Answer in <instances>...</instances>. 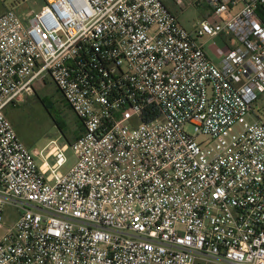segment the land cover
<instances>
[{"label": "built area", "instance_id": "built-area-1", "mask_svg": "<svg viewBox=\"0 0 264 264\" xmlns=\"http://www.w3.org/2000/svg\"><path fill=\"white\" fill-rule=\"evenodd\" d=\"M167 1L207 13L189 31ZM202 38L223 40L217 61ZM47 78L84 132L35 152L6 109ZM263 94L264 0L6 11L0 264H264Z\"/></svg>", "mask_w": 264, "mask_h": 264}, {"label": "rangeland", "instance_id": "rangeland-1", "mask_svg": "<svg viewBox=\"0 0 264 264\" xmlns=\"http://www.w3.org/2000/svg\"><path fill=\"white\" fill-rule=\"evenodd\" d=\"M46 3L47 0H25L22 2H19V0H0V11L2 9L9 10L14 8L19 14H27L31 11H40ZM166 3L179 15L181 23L189 31H192L194 25L202 19V13L205 11L203 10L205 9L204 6L202 8L188 6L182 11L173 3L169 1ZM199 41L205 43L207 38H202ZM210 46L211 43L209 42L206 46L207 52L210 57H214L215 54L212 53V47ZM42 99H47V102L51 103V112L44 106L41 101ZM254 111L256 116L264 121V94L255 104ZM6 113L9 120L13 123L19 139L35 152H38L51 140L55 139H58L62 144H69L63 135H61L55 124V120L65 121L72 128L73 113L51 80L36 82L34 94L28 97L26 102L17 107L9 106ZM72 137L73 135H71V140ZM67 156L69 164L63 169L64 172L68 171L76 163V157L71 148L68 149ZM50 163L53 164V160H50ZM7 221L10 223L9 220Z\"/></svg>", "mask_w": 264, "mask_h": 264}, {"label": "crops", "instance_id": "crops-1", "mask_svg": "<svg viewBox=\"0 0 264 264\" xmlns=\"http://www.w3.org/2000/svg\"><path fill=\"white\" fill-rule=\"evenodd\" d=\"M205 9H203V10H205L203 13H202V17L201 18H204V16H205V14L207 13V8H206V6L204 7ZM10 10V9H9ZM173 10V9H172ZM202 10V9H201ZM6 11H8V9H2L1 11H0V16L2 15V14H4ZM177 14V13H176ZM216 40H218V42H216ZM211 43V46L210 47H212V49H211V51H212V53L213 54H215L214 55V57H212L211 56V58H213L215 61H217L218 60V56L220 55V53L222 54L223 53V40L222 39H214V40H210V39H208L207 38V41L204 43L205 44V48H206V50H207V44L208 43ZM214 44H217L218 46H220L221 47V49H216L215 47H214ZM209 54V53H208ZM48 80H50L49 78H47L46 80H45V82H47ZM6 111H7V109H6ZM72 111V110H71ZM73 113V112H72ZM6 115H7V113H6ZM74 113H73V120H72V122H73V126H72V128L71 129H73V130H75V131H77L78 132V136H81L82 134H83V132H84V128H83V125H82V123L81 122H76V120L74 119ZM77 118V117H76ZM74 140H76V137L75 136H73L72 137V140H71V142H73ZM45 147V146H44Z\"/></svg>", "mask_w": 264, "mask_h": 264}, {"label": "trees", "instance_id": "trees-1", "mask_svg": "<svg viewBox=\"0 0 264 264\" xmlns=\"http://www.w3.org/2000/svg\"><path fill=\"white\" fill-rule=\"evenodd\" d=\"M58 92H59V90H58ZM41 101L44 104V106L51 112V110H50L51 103L50 102L48 103L47 99H42ZM74 119L76 120V122H81L78 118H76V116H74ZM55 124H56L57 128L59 129L61 135H63V137L68 141L69 144L72 143L71 142V135L75 136L76 139L79 137L78 132L71 129V125L69 126L68 124L65 123V121L55 120Z\"/></svg>", "mask_w": 264, "mask_h": 264}]
</instances>
